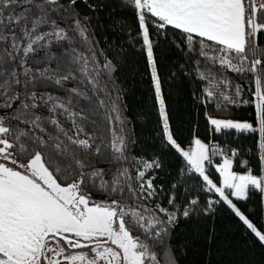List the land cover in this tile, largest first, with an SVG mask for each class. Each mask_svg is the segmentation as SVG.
Here are the masks:
<instances>
[{
    "label": "snow or ice",
    "instance_id": "snow-or-ice-1",
    "mask_svg": "<svg viewBox=\"0 0 264 264\" xmlns=\"http://www.w3.org/2000/svg\"><path fill=\"white\" fill-rule=\"evenodd\" d=\"M105 9L108 29L127 39L103 48L95 28ZM137 44L161 149L183 161L167 192L156 183L162 156L132 154L120 106L114 73L125 45ZM181 77L223 145L178 140L164 85ZM253 105L252 119L218 118ZM233 132L258 134V175L246 159L244 174L233 171ZM250 191L264 203V0H0V264H181L188 242L173 243L175 229L220 204L264 246V231L233 202Z\"/></svg>",
    "mask_w": 264,
    "mask_h": 264
},
{
    "label": "trees",
    "instance_id": "trees-1",
    "mask_svg": "<svg viewBox=\"0 0 264 264\" xmlns=\"http://www.w3.org/2000/svg\"><path fill=\"white\" fill-rule=\"evenodd\" d=\"M98 2L99 0H90V3ZM110 2L115 4L117 0H110ZM81 9L85 13L88 12V9L83 6ZM106 12L107 9L100 14L104 26L95 28L96 39L103 48H106L110 43L119 44L127 39L125 35L118 36L108 29V22L104 20ZM96 23V20L93 19L92 24L95 26ZM131 23L135 28L134 19H131ZM171 31L169 29V32ZM138 48L139 44L135 48L125 45L127 59L120 62L114 73L117 78V86L125 90L119 93L121 96L120 106L123 109V116L127 120V128L134 133L136 143L133 145L132 154L149 158L154 153L162 156L164 169L160 171V179L156 183L164 185L165 192H167L172 180L182 167L183 161L174 151L161 149L160 138L157 135L159 132L157 106L151 90L150 76ZM109 55L111 56L112 53ZM174 58V56H169L168 60ZM172 70L174 69L169 67L167 61L161 65V75L165 78L170 75ZM181 79L183 81V77ZM244 87L252 88L254 91V84L246 83ZM164 92L167 97L173 130L182 145H190L194 136H198L205 143L212 139L224 144V139L220 135L212 136L210 134L209 126L203 115L204 110L194 106L187 81L168 82L164 85ZM115 95L116 93H114V97ZM244 98L247 99L248 95H245ZM231 112L232 115L227 117L241 121L252 119L255 115L254 105L232 108ZM213 114L215 115V113ZM98 127L101 132L105 131L102 120ZM235 136V132L227 136L230 147L241 149L240 156L233 158V171L244 173L245 169L240 165L241 161L246 159L249 161L248 166L255 170L254 174L258 175L260 167L256 155L258 134H240L237 139H234ZM220 160V157H213L214 165ZM207 174L214 182L218 180V173L215 172L214 166L209 168ZM191 195L195 196L196 192H192ZM209 195L201 192L199 196L201 203ZM248 195L249 198L246 201H237L233 198V202L261 231H264L262 194L258 191H250ZM162 203L167 205V195H164ZM185 241L188 242V248L186 254L181 258V264H264V246L256 241L251 232H248L238 218L223 204L217 206L214 216L187 222L182 220L174 231L173 243Z\"/></svg>",
    "mask_w": 264,
    "mask_h": 264
},
{
    "label": "crops",
    "instance_id": "crops-1",
    "mask_svg": "<svg viewBox=\"0 0 264 264\" xmlns=\"http://www.w3.org/2000/svg\"><path fill=\"white\" fill-rule=\"evenodd\" d=\"M231 119V118H230ZM233 120H237V119H233ZM241 121V120H240ZM238 174H244V173H238Z\"/></svg>",
    "mask_w": 264,
    "mask_h": 264
},
{
    "label": "rangeland",
    "instance_id": "rangeland-1",
    "mask_svg": "<svg viewBox=\"0 0 264 264\" xmlns=\"http://www.w3.org/2000/svg\"><path fill=\"white\" fill-rule=\"evenodd\" d=\"M218 118H229V117H218Z\"/></svg>",
    "mask_w": 264,
    "mask_h": 264
}]
</instances>
